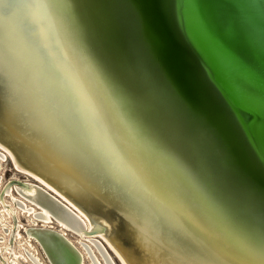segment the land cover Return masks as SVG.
<instances>
[{
  "label": "bare ground",
  "instance_id": "bare-ground-1",
  "mask_svg": "<svg viewBox=\"0 0 264 264\" xmlns=\"http://www.w3.org/2000/svg\"><path fill=\"white\" fill-rule=\"evenodd\" d=\"M0 3L4 4L2 19L10 44L32 95L6 69L16 111L12 109V114L39 144L81 177L82 166L96 167L99 176L104 171L112 175L139 209L135 217L143 243L169 263L181 264L167 250V228L146 201V181L203 229L230 238H243L244 234L242 242L264 264V235L249 227L238 210L242 203L264 210V0ZM221 19L227 24L226 32L248 44L249 61L256 62L258 71L249 72L238 61L225 63L220 55L213 66L215 74L210 70L206 54L192 36L211 57L212 47L209 52L200 32L208 34L204 24L210 20L221 25ZM213 39L216 45L218 40ZM0 54L6 59L1 48ZM214 76L226 92L224 99L216 90ZM247 110L257 112L259 120ZM8 153L17 169L31 174L77 209L62 208L38 182L23 185L19 191L44 213L35 221L45 228L30 229L28 236L33 233L32 239L50 264H83L65 233L49 227L57 223L54 216L63 229L76 230L85 214ZM25 242L31 246L27 239ZM103 256L111 264L110 257Z\"/></svg>",
  "mask_w": 264,
  "mask_h": 264
},
{
  "label": "rangeland",
  "instance_id": "rangeland-1",
  "mask_svg": "<svg viewBox=\"0 0 264 264\" xmlns=\"http://www.w3.org/2000/svg\"><path fill=\"white\" fill-rule=\"evenodd\" d=\"M0 48L5 58L12 61L8 52L4 49L3 37L1 33ZM8 81L9 77L7 74L0 71V169L2 168L0 170V196L2 197H0V200L4 202L2 204L0 202V250L3 251H0V264H50L41 246H39L38 242L32 239V237L34 238L33 233L31 235L32 237L28 236V230L30 231V229L45 228L40 221H37L41 220L40 216L44 215V213L41 210L39 212L37 206H31L30 204L32 202L27 200L19 191L23 185L30 182L35 184L39 183L38 186L52 196V198L54 197L53 199L58 205L68 211L77 212V209L73 208V206L63 199L61 195H58V192L57 194L53 191V189L45 185L43 182L38 181V179L33 177L31 174L17 169L15 163H13L14 160L12 159L11 154L8 153L9 151L22 167L42 177L50 183L51 186L70 199V201H72L85 214L86 218L85 216H82V220L84 221H82L80 226L77 228L79 231L77 229H63L60 227L61 224L56 221L54 216H52V218L54 222L57 223H50L52 227H49L50 230H57L56 232L58 233H65L63 236L71 243L74 249H76L75 251L77 253L79 252L78 255L82 258L81 260L83 264H106L103 254L107 258L110 257L109 260L111 264H123V262L125 264H162L160 260L152 256L140 245L135 237L134 229L130 226L128 220L119 212V210L102 194H99L86 184L77 171L66 167L60 162L53 152H49L46 148L39 144L38 138L31 134L29 130H26L20 120L12 114V109L14 111L15 109L13 107L11 97L12 94ZM9 193H11V195ZM64 202L66 204H64ZM7 203L9 206H5ZM9 207L10 209L12 207L14 208L11 209L12 212ZM32 212H36L34 213L35 217ZM13 216H15L16 219L15 217L13 218ZM31 217L34 218V220H32ZM35 219L37 220L35 221ZM87 219L93 224L92 226ZM34 222L36 225H34ZM14 225H17L16 227L18 230H16ZM86 225L88 226V229ZM74 231H77V233ZM15 237L19 238L16 239ZM25 237L31 246L27 245ZM23 239L25 243L22 241ZM202 239L203 242H208L207 239ZM108 242L114 247L116 252L113 249H110L111 247ZM1 246H3V248ZM203 249L211 254L205 247ZM11 252L16 254L15 257H13L14 255ZM92 255L94 257H92ZM36 258L38 263L35 262ZM227 264L233 263L228 262Z\"/></svg>",
  "mask_w": 264,
  "mask_h": 264
},
{
  "label": "water",
  "instance_id": "water-1",
  "mask_svg": "<svg viewBox=\"0 0 264 264\" xmlns=\"http://www.w3.org/2000/svg\"><path fill=\"white\" fill-rule=\"evenodd\" d=\"M226 4H230V1H227ZM3 5V3H0V33L3 37L4 49H6L12 61L8 59V62L5 61L6 59L3 60L1 58L2 54H0V71L7 74V76L11 79V76L6 70L11 69L13 78L16 79L28 95L32 97L25 86L26 81L24 73L18 63L16 55L10 44L8 33L5 29L2 19V14L4 13ZM206 9L209 8L207 7ZM206 9L203 8L204 11ZM215 25H217V27H215ZM204 27L209 36L208 34L205 35L203 32L200 33L203 40L207 44L209 52L210 47H212L211 57H209L207 52L203 49L198 38L193 35L192 40L194 44L197 45L204 54H206V63L208 64L210 70H213L216 59H218L217 56L220 55L221 61H225V63L233 65V62L238 61L239 65H241L243 69L246 68L249 72H252L253 70L258 71V68L256 69V62L252 59L249 61L251 52L248 50V44H243L242 40H239L226 32L227 24L223 19H221V25L215 23V21L212 23L209 20L204 24ZM220 30L225 34L221 35ZM213 37L218 40L216 45L214 44ZM222 49H224L225 53ZM234 65L237 67L236 64ZM235 66L232 67L236 69ZM261 72L264 73V70ZM212 75L213 74L211 73V76ZM212 80L215 81L216 90L219 93V96L222 99L226 98V92L222 90L215 76L212 77ZM222 82L223 81H221V83ZM233 101L238 103L235 99H233ZM245 112H247L249 116L252 115L254 119L259 120L257 112L253 113V111L249 112L248 110ZM51 138L53 139L52 135ZM82 150L85 151L84 149ZM82 168L83 169L80 168V171L83 174L82 180H84V182L96 192L102 194L128 220L130 226L134 229L135 237L140 245L148 253L160 260L162 264H171L172 262L169 263L163 254H155V252L148 245L143 243L138 231V221L135 217L137 216L136 213H138L139 209L137 208L135 201L133 202L128 195L127 190L119 182H117L112 175L104 171L101 167L100 168L105 173L100 172L101 176L98 175L96 167H90L91 169H88L87 167L82 166ZM130 181L132 185L137 188V184L132 177H130ZM145 183L147 189L145 193V196L147 197L146 201L151 205L152 212L156 214L159 220L164 223L167 228V236L165 238L167 250L173 253L177 259L180 260L181 264H227L228 262L233 264H263V262H260L261 257H256L253 252H249L248 246L242 242L243 238L246 240V237L242 232L239 231L238 233L240 235L242 233L243 238L237 236L230 238L216 231L203 229L186 216L168 197L163 195L151 181H146ZM242 205H239L238 210L241 211L244 219L249 223L248 226L264 235V210L255 209L249 206L248 203H242ZM225 221L232 226L231 221ZM243 229L247 230L245 227H243ZM202 238L207 239L208 242H203ZM204 247L208 249L211 254L206 252L203 249Z\"/></svg>",
  "mask_w": 264,
  "mask_h": 264
}]
</instances>
